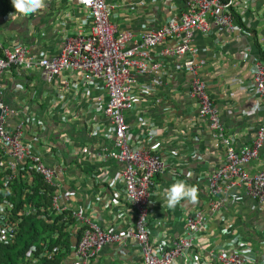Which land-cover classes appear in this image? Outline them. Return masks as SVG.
Listing matches in <instances>:
<instances>
[{
	"label": "built area",
	"instance_id": "built-area-1",
	"mask_svg": "<svg viewBox=\"0 0 264 264\" xmlns=\"http://www.w3.org/2000/svg\"><path fill=\"white\" fill-rule=\"evenodd\" d=\"M74 1L89 17L88 30L64 34L50 53H34L22 43L4 47L0 38V80L13 67L26 72L37 69L46 84L67 72L72 80H64L61 91L76 93L80 82L87 85L82 91L84 103L100 114L96 128L104 131V140L94 148L76 146L66 153L59 140L49 137L48 120L39 115L40 106L29 90L16 83V92L24 95L13 106L0 84V252L16 238L24 218L31 217L47 229L38 246L30 244L14 264H111L93 259L106 244L124 253L130 239L140 250L141 261L135 264H247L248 249L254 264H264V103L257 101L264 100V62L256 57L251 66L253 90L248 107L257 115L255 135L249 144L235 147L225 132L219 107L207 92L201 74L205 63L193 43L194 36L207 34L211 25L239 36L249 34L231 11L240 0H181L178 17L157 27L142 22L137 34L113 24L112 2ZM170 39L173 43L165 45ZM158 45L161 49L152 59L151 51ZM164 56L180 61L189 76L188 98L197 104L214 145L223 148V162L213 169L206 167L204 157L195 156L204 160L205 181L198 187V202L184 213L179 234L168 243L161 235L151 234L147 216L153 178L165 168L159 139L168 129H175L167 121L151 124L142 117L140 133L134 135L128 121L134 114L132 93L137 79L143 75L159 79V58ZM91 90L98 93L97 100L90 99ZM48 98L61 99L62 95ZM197 139L192 136L193 141ZM82 160L121 164L119 177L108 183V189L113 205L124 204L132 217L123 227L113 223L103 228L78 205V189L67 187V173L70 164L76 170ZM242 194L252 200L260 220L245 223L240 230L228 222L224 208L232 201L239 203ZM124 216V212L116 214ZM213 222L219 223V232L226 237L224 246L212 243L211 229L207 234ZM64 238L69 247L62 242Z\"/></svg>",
	"mask_w": 264,
	"mask_h": 264
},
{
	"label": "crops",
	"instance_id": "crops-1",
	"mask_svg": "<svg viewBox=\"0 0 264 264\" xmlns=\"http://www.w3.org/2000/svg\"><path fill=\"white\" fill-rule=\"evenodd\" d=\"M108 1L114 4L111 12L113 24L118 30L129 29L135 34L139 32L142 22L152 27L160 26L172 17H178L182 7L181 0ZM45 2L44 9L25 17L15 13L11 0H0V38L4 47L22 43L34 53H50L56 51L58 41L64 34L76 35L79 31L88 30L89 17L74 0ZM237 10L243 23L256 29V42L252 35L239 36L212 25L207 34L195 35L193 38L197 56L205 63L201 74L205 79L207 92L219 107L225 132L235 147L249 144L256 130V113L248 107V103L253 90L251 66L260 54L259 48L264 50V0H240ZM171 43L172 39L165 41V45ZM161 46L152 49V59L156 57ZM159 60V79L151 75H143L137 79L132 93L134 114L128 117V121L134 135L140 133V124L144 120H139L142 117L148 119L151 124L167 121L175 129H168L159 139V142L163 141L161 157L165 168L153 178L147 216V227L151 234L161 235V239L168 243L179 234L184 213L192 209L194 204L181 202L175 209H169L163 190L177 180H185L198 188L205 181L201 174L204 168L202 162L206 160V167L209 169L216 168L223 162V148L214 145V141L208 136V126L198 113L197 104L188 98L189 76L183 71L178 58L164 56ZM64 80H72L67 72L56 77L54 83L46 84L37 69L26 72L24 69L13 67L11 72L6 73L0 80V84L5 87L7 101L13 106L24 95L21 91L16 92V83L29 90L32 100L40 106L39 115L48 120L49 137L53 141L59 140L57 144H63L66 153L76 146L94 148L104 140V131L96 128L100 114L85 106L82 91L87 85L84 82H80L76 93H71L61 91L60 86ZM57 94L62 95V98H48ZM91 95V100H97L99 96L94 90H91ZM257 101L262 105L264 103L260 98H257ZM52 112L55 114L47 118ZM194 135L198 136L196 141L192 140ZM197 154L205 159L198 161L195 157ZM48 161L55 162L50 159ZM194 167L196 171L193 172ZM69 168L67 187L78 189V205L91 220L103 228L113 223L123 227L131 221L130 212L124 204L121 203L117 207L113 205L108 189V183L120 175L119 162L82 160L76 170L71 164ZM250 168L252 169V166ZM118 212H124L125 216L117 218ZM224 213L228 222L237 229L245 223L251 224L260 220V214L255 210L252 200L243 194L239 203L232 201L227 204ZM210 229L212 243L224 246L226 237L219 232V223H211L207 234ZM123 250L124 253H118L115 245L106 244L93 261L111 264H135L141 261L140 250L133 239L129 240ZM129 250L131 253L127 254Z\"/></svg>",
	"mask_w": 264,
	"mask_h": 264
},
{
	"label": "trees",
	"instance_id": "trees-1",
	"mask_svg": "<svg viewBox=\"0 0 264 264\" xmlns=\"http://www.w3.org/2000/svg\"><path fill=\"white\" fill-rule=\"evenodd\" d=\"M231 11L233 13L234 19L236 22L239 24L243 25V27L247 31L252 32V36L254 38V41L256 42L257 39V31L255 28L248 27L245 25L242 21V16L239 13V11L236 8H231ZM257 44V43H256ZM258 46V44H257ZM259 47V46H258ZM259 55L261 56L262 60H264V50L259 48ZM47 227L43 225L42 222L28 217L24 218L22 224H21V229L19 230L16 238L13 240V242L2 248L1 249V258L0 262L1 264H14L17 259L23 255L25 249L30 245V244H35L38 246V240L43 237L44 235V230H46ZM62 242L69 247L70 242L68 239L64 238ZM4 256V258H3ZM44 261H53V260H44Z\"/></svg>",
	"mask_w": 264,
	"mask_h": 264
},
{
	"label": "clouds",
	"instance_id": "clouds-1",
	"mask_svg": "<svg viewBox=\"0 0 264 264\" xmlns=\"http://www.w3.org/2000/svg\"><path fill=\"white\" fill-rule=\"evenodd\" d=\"M11 4L15 9V13H19L25 17L30 14L37 13L39 10H42L46 7L45 0H11ZM241 26L243 27V25ZM244 30L246 29L244 28ZM243 34L241 35L243 36ZM245 35H252V32L249 31V34ZM258 57L262 60L260 55ZM262 62H264V60H262ZM263 101L264 100H262V103ZM163 196L166 201L167 207L169 209H175L178 205L181 204V202L191 204L197 203L199 190L197 186L190 185L185 180H177L168 188L163 190ZM250 251V249L245 251V259L247 261V264H254L253 258L249 255Z\"/></svg>",
	"mask_w": 264,
	"mask_h": 264
},
{
	"label": "rangeland",
	"instance_id": "rangeland-1",
	"mask_svg": "<svg viewBox=\"0 0 264 264\" xmlns=\"http://www.w3.org/2000/svg\"><path fill=\"white\" fill-rule=\"evenodd\" d=\"M115 261V260H114Z\"/></svg>",
	"mask_w": 264,
	"mask_h": 264
}]
</instances>
